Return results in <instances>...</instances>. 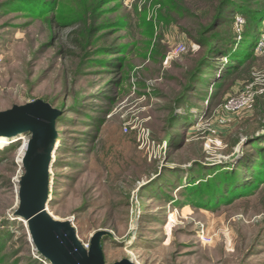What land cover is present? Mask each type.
Returning a JSON list of instances; mask_svg holds the SVG:
<instances>
[{
    "label": "rangeland",
    "instance_id": "rangeland-1",
    "mask_svg": "<svg viewBox=\"0 0 264 264\" xmlns=\"http://www.w3.org/2000/svg\"><path fill=\"white\" fill-rule=\"evenodd\" d=\"M10 1L0 0V111L36 99L63 111L50 214L71 220L87 248L107 230V264H264V182L217 207L187 198L227 166L249 179L251 139L264 146V91L224 110L248 85L264 88V20L241 9L264 0H238L205 33L220 0H53L43 12ZM216 32L226 53L261 35L233 76L227 55L208 54V40L225 44ZM29 137L0 147V264H51L14 217Z\"/></svg>",
    "mask_w": 264,
    "mask_h": 264
},
{
    "label": "water",
    "instance_id": "water-1",
    "mask_svg": "<svg viewBox=\"0 0 264 264\" xmlns=\"http://www.w3.org/2000/svg\"><path fill=\"white\" fill-rule=\"evenodd\" d=\"M62 113L42 99L0 111V136L30 134L21 158L23 174L18 179L14 217L27 221L31 241L51 264H107L102 244L103 238L110 235L107 230L95 232L87 248L71 220H58L48 211L50 170L59 143L57 122ZM113 264L135 263L124 258Z\"/></svg>",
    "mask_w": 264,
    "mask_h": 264
},
{
    "label": "trees",
    "instance_id": "trees-1",
    "mask_svg": "<svg viewBox=\"0 0 264 264\" xmlns=\"http://www.w3.org/2000/svg\"><path fill=\"white\" fill-rule=\"evenodd\" d=\"M53 0H11L9 3L13 7L15 5H20V7L23 6L29 10L31 8H40V11L43 12L47 10L49 4ZM169 5L174 7L175 1L169 0ZM264 2V1H263ZM22 3V4H21ZM238 0H220L219 4L216 6L214 15H213V23L208 24L206 26H202L203 28L202 33H205L208 28L214 27L215 23L217 21H221L223 19V23L227 22V13L233 10L236 6H238ZM178 6L180 4L177 3ZM244 8L242 9V14L245 15L246 18L252 21H257L260 19L259 23L264 20V12L262 16H259L258 14L261 11H264V8L261 6H252L250 3H246ZM260 7V8H259ZM176 8V7H174ZM177 9V8H176ZM243 29V28H242ZM90 34L91 28H86L84 30H80V34L82 37L86 36V34ZM220 34V33H219ZM219 34L216 32L214 34V39L217 40H223L225 43V40L227 39L226 34L224 36H219ZM261 35L254 34V37L250 40V43L243 47L244 50L241 52V50L233 49L232 45V52L226 53L229 49L228 45L225 43L223 46H217L215 42H212L211 40H208L207 42L210 43V47L208 50V54H216L221 53L225 54L229 58V66L226 68V77H229L230 75L233 76L235 71L244 64L245 58H254V49H256V44L259 41ZM222 38V39H221ZM234 38H231L230 40H233ZM234 44V43H233ZM220 45V44H219ZM228 48V49H227ZM227 50V51H226ZM236 50V51H235ZM235 51V52H234ZM245 54V55H244ZM206 57V56H205ZM204 57V58H205ZM203 58V59H204ZM202 59V60H203ZM207 61V60H206ZM205 60L201 62L204 63ZM201 64H198V67L194 68V75L195 72H198L201 68ZM245 68V67H244ZM249 67H247L248 70ZM234 73V74H233ZM198 74L196 75V77ZM224 77V76H223ZM195 78H193L191 81H189V85L192 83V81ZM218 86H222V83L216 82ZM261 137V136H260ZM254 136L251 141L253 140V148H254V154L251 156L248 155L247 159L250 160V164H248V175H250V178L246 179V176L239 177V172L241 171L240 166L242 165L243 160H240L238 163V168H231V166H227L230 168V171L226 172H218L215 174L210 173V179H203L204 182L201 185H198V187L193 186L190 188V192L187 196L188 199H192V196L199 197L201 199L200 203L203 204V206H215L217 207L220 202H224L226 200L231 201L233 197L238 196L240 194H247L255 189H258L261 182H264V146H262L259 141H257L258 138ZM252 157V158H251ZM189 186V185H188ZM187 186V187H188Z\"/></svg>",
    "mask_w": 264,
    "mask_h": 264
},
{
    "label": "built area",
    "instance_id": "built-area-1",
    "mask_svg": "<svg viewBox=\"0 0 264 264\" xmlns=\"http://www.w3.org/2000/svg\"><path fill=\"white\" fill-rule=\"evenodd\" d=\"M240 24L238 26L239 27L238 29L242 30L243 25L242 24L240 25ZM258 46H259V43H258ZM258 46H257V48H264V46H259V47ZM176 53L180 54V51H178V50H176V52L174 51L173 54H171V56H175ZM263 91H264V88L254 90V84H250L244 90L239 91L238 93H235V95L231 96L229 98V100L225 103L224 110L228 113L238 112L241 109L245 108L246 106L254 103L255 95L257 93H261ZM18 198H19V196H18ZM208 239H209L208 237L204 236L202 238V241L207 242Z\"/></svg>",
    "mask_w": 264,
    "mask_h": 264
},
{
    "label": "bare ground",
    "instance_id": "bare-ground-1",
    "mask_svg": "<svg viewBox=\"0 0 264 264\" xmlns=\"http://www.w3.org/2000/svg\"><path fill=\"white\" fill-rule=\"evenodd\" d=\"M24 134L22 135H19L17 137H8V136H0V147H4L8 144H10L11 142L13 143L14 141H17L19 139H21L23 137ZM21 158H19V164H21ZM16 185H18V181H16ZM19 220H22V219H19ZM23 222L25 223L26 227H27V221L26 220H23Z\"/></svg>",
    "mask_w": 264,
    "mask_h": 264
}]
</instances>
